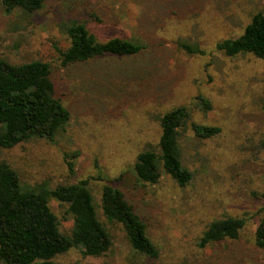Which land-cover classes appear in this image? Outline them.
I'll use <instances>...</instances> for the list:
<instances>
[{
	"label": "rangeland",
	"instance_id": "obj_1",
	"mask_svg": "<svg viewBox=\"0 0 264 264\" xmlns=\"http://www.w3.org/2000/svg\"><path fill=\"white\" fill-rule=\"evenodd\" d=\"M259 11L264 0H48L27 17L7 13L0 0V57L49 62L57 94L71 112L54 141L33 139L0 156L25 188L88 180L99 218L113 235L105 256L73 248L56 261L264 264V250L255 243L264 192V59L216 49L219 41L241 35ZM70 19L85 22L101 40L128 38L146 48L134 57L106 55L66 66L61 51L69 45L64 24ZM181 40L204 53L188 54ZM199 96L211 107L200 105ZM182 105L192 122L221 132L202 139L190 127L182 135L183 164L193 175L188 185L167 174L157 184L138 182V154L159 150L160 117ZM107 182L125 193L144 221L157 257L135 251L123 228L107 223L101 209ZM50 205L68 234L73 220L66 207L56 200ZM224 216L247 220L239 238L200 247L207 224Z\"/></svg>",
	"mask_w": 264,
	"mask_h": 264
},
{
	"label": "trees",
	"instance_id": "obj_2",
	"mask_svg": "<svg viewBox=\"0 0 264 264\" xmlns=\"http://www.w3.org/2000/svg\"><path fill=\"white\" fill-rule=\"evenodd\" d=\"M48 0H1L7 13L30 17L39 12ZM69 39L60 50L64 65L86 62L112 55L134 57L145 48L144 43L122 37L101 40L85 22L70 19L64 24ZM178 46L188 54H203L197 45L183 40ZM216 49L230 57L252 54L264 59V11L255 13L244 32L226 38ZM200 105L211 107L199 96ZM71 120V112L57 94L52 67L43 60L11 62L0 57V152L37 138L54 141ZM187 106H179L160 117L159 150L141 151L133 166L137 181L157 184L162 175H169L179 186L188 185L193 175L183 164L182 135L191 127L198 138L206 139L221 132L219 126L192 122ZM70 170L73 162L67 159ZM262 216L255 232L256 245L264 250V192ZM56 200L66 207L73 222L70 232L60 229L58 216L51 208ZM101 209L107 223L120 225L131 247L140 254L155 258L158 250L147 233L144 221L125 193L114 183L103 184ZM242 217L224 216L209 222L199 239V246L237 239L246 225ZM113 235L98 215L88 180L59 184L53 188H25L18 172L0 156V263L1 264H65L55 258L73 248L84 255L102 257L113 246Z\"/></svg>",
	"mask_w": 264,
	"mask_h": 264
}]
</instances>
